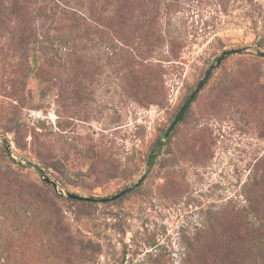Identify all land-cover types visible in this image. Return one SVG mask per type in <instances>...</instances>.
Returning <instances> with one entry per match:
<instances>
[{
  "label": "rangeland",
  "instance_id": "1",
  "mask_svg": "<svg viewBox=\"0 0 264 264\" xmlns=\"http://www.w3.org/2000/svg\"><path fill=\"white\" fill-rule=\"evenodd\" d=\"M26 6L0 13V264H264V0Z\"/></svg>",
  "mask_w": 264,
  "mask_h": 264
},
{
  "label": "trees",
  "instance_id": "2",
  "mask_svg": "<svg viewBox=\"0 0 264 264\" xmlns=\"http://www.w3.org/2000/svg\"><path fill=\"white\" fill-rule=\"evenodd\" d=\"M32 1H34V0H12V2H11V6H10V8H8V9H6V8H4V7H2L1 9H0V11H2V12H0V13H3V14H5L4 12H6V11H8V13H9V15H11V16H13V17H15V18H17V19H19L20 21H22L23 19H28V17L31 15L33 18H35V14L36 15H39L40 16V11H37V13L35 12V11H31V9H29L30 7L29 6H26V3L27 2H32ZM37 1V0H36ZM59 1V0H58ZM0 3H1V0H0ZM31 13V14H30ZM116 13H117V15H119V14H122V13H120V9H118L117 11H116ZM73 17L75 18L74 19V21H78V22H81L82 23V26H85V19H82V18H79V17H77L76 16V14H74L73 13ZM125 21H126V19H125ZM17 21H15L14 23H16ZM147 22V24L150 26V28H152L151 27V25H152V22L150 23V19L149 20H147L146 21ZM139 36V35H138ZM137 36V37H138ZM148 36V33H146V37ZM153 36V35H152ZM159 40H155V42H158ZM122 54L123 53H125V52H121ZM121 54V55H122ZM164 142L163 141H158V143H157V149L155 150V152H153V154H151L150 155V157H149V164L150 165H152L154 162H155V160L157 159V157H158V155H159V149L162 147V146H164ZM41 173L43 174V176H44V172L43 171H41ZM258 216H259V214H258ZM258 225H259V227H258V232H260V230L262 229V230H264V218L263 217H259V220H258ZM253 228V227H252ZM252 232H255V230H252ZM263 246H264V243H260V241H259V243H257V244H255V251H258L257 253H259L262 249H263ZM251 248V249H250ZM241 249V248H240ZM248 249H249V251H254L253 249H252V246H248ZM242 251V250H241ZM244 261H243V255L242 254H239V255H236V256H234L232 259H231V261H230V263L229 264H244L243 263ZM256 262H258V261H255V264H256ZM259 264H261V261H260V263Z\"/></svg>",
  "mask_w": 264,
  "mask_h": 264
},
{
  "label": "water",
  "instance_id": "3",
  "mask_svg": "<svg viewBox=\"0 0 264 264\" xmlns=\"http://www.w3.org/2000/svg\"><path fill=\"white\" fill-rule=\"evenodd\" d=\"M239 50H231V51H226L224 52V54L219 57L217 59L216 65L212 66L206 73L204 79L201 81V83L199 84V86L197 87V89L192 93V95L188 98V100L186 101V103L184 104V106L182 107L181 111L179 112V114L177 115V117L175 118L174 122L172 123V125L169 127V129L166 131L165 133V137H168L176 128V126L179 124V122L183 119L186 111L188 110V108L190 107V105L194 102L196 95L201 91V89H203V87L205 86V84L207 83V81L209 80L212 72L215 70V68L217 66H219L223 60L225 59V57H227L228 55L231 54H237L239 53ZM262 56H264V53H260ZM46 181H49V179H46ZM142 182V181H141ZM140 182V183H141ZM139 184L136 185V187H138ZM132 190V188H128L125 191L121 192L117 197L115 198H119L125 194H127L128 192H130ZM77 198V197H75ZM82 200H87L86 198H81Z\"/></svg>",
  "mask_w": 264,
  "mask_h": 264
}]
</instances>
